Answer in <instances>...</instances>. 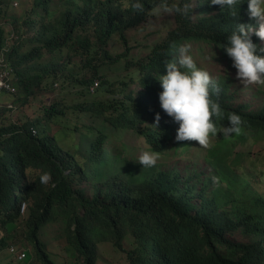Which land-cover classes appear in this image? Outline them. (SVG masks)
Returning a JSON list of instances; mask_svg holds the SVG:
<instances>
[{
  "label": "trees",
  "instance_id": "1",
  "mask_svg": "<svg viewBox=\"0 0 264 264\" xmlns=\"http://www.w3.org/2000/svg\"><path fill=\"white\" fill-rule=\"evenodd\" d=\"M20 1L15 8L17 1L0 0V67L11 69L16 88L0 91V246L22 241L8 234L10 225L22 223L34 261L60 264L42 239L46 225L60 220L70 256L80 264H98V241L104 240L123 251L129 264H264V195L232 170L245 154H233L232 146L250 135L264 137V98L255 105L240 103L229 82L215 79L220 91L210 92V98L224 117L214 118L217 134H210L212 143L204 148L217 179L213 191L174 168H142L122 141L132 129L158 155L163 148L174 155L189 149L194 141L174 139L178 124L160 108L162 89L155 76L166 71L165 61L181 43L217 47L232 63L218 44L227 43L236 23L258 26L248 16L247 0L236 17L206 0H195L190 16L173 10L174 27L139 59L129 58L127 30L162 3L172 8L183 0ZM115 37L125 51H110ZM252 40L264 45L254 33ZM118 63L125 73L111 79ZM65 84L76 89L75 96L91 99L62 97L44 106L40 118H13L14 107L27 104L37 89L57 85L67 95ZM156 112L161 115L157 126ZM232 112L241 117V131L224 136L220 129ZM52 123L61 127L62 141L46 134ZM33 126L40 128L37 135ZM31 166L39 172L33 182L23 183ZM44 172L51 176L47 184L39 180ZM84 181L91 184V195ZM22 199L29 202L25 214L20 213ZM237 233L243 241L234 239Z\"/></svg>",
  "mask_w": 264,
  "mask_h": 264
},
{
  "label": "rangeland",
  "instance_id": "2",
  "mask_svg": "<svg viewBox=\"0 0 264 264\" xmlns=\"http://www.w3.org/2000/svg\"><path fill=\"white\" fill-rule=\"evenodd\" d=\"M18 2L15 8H19L20 0H15ZM28 5L31 0H23ZM168 4L169 8L170 5ZM171 4V3H170ZM160 8V7H159ZM174 11L164 12L160 9L151 13L145 22L141 25L129 29L126 32L129 44L132 45V49L129 52V58L139 59L144 57L150 51L149 47L160 42L162 38L166 35L167 31L174 27ZM191 45L190 54L193 56L199 67L204 68L209 71L210 75L214 79L223 78L231 84V91L236 93L238 102L244 103L248 102L252 105L261 103L264 98V84H250L243 85L235 76V68L232 63L227 59L222 57L220 50L217 47L207 45L205 43L188 42ZM110 51L113 54L121 53L125 51V46L119 37H115L110 43ZM69 56H64L65 62H67ZM123 63H118L113 65V69L109 74L112 76L111 79L116 77L121 78L125 69H122ZM1 68V67H0ZM82 70L81 65L76 67L77 73ZM85 74V72H81ZM99 80V79H97ZM100 81V80H99ZM66 85V84H65ZM262 85V86H261ZM63 87L57 85L54 89L47 87L39 88L36 90L35 94L29 98L27 104L15 106L12 113L13 118L21 121H25L29 118H40L43 113L40 111L44 106L49 105L52 100H57L60 98H75L80 100L91 99L85 98L84 96H75L76 89L68 87L66 85L67 95L64 93L60 94ZM104 94L102 95L103 98ZM60 126L52 123L49 125L48 135H55L59 140H63V135L60 131ZM40 130V128H39ZM213 138L209 137V145H211ZM126 143L129 153L136 158L143 151H150V144L145 140L144 136L139 135L137 131L130 129L122 139ZM205 147H202L194 141L189 149L186 151H179L177 155L173 153L168 154L163 148L162 152L158 155L156 166L157 170H168L176 169L179 171L183 177L191 176L199 186L207 185L210 191L216 188L215 184L217 179L212 175L213 168L210 166L209 162L204 158ZM233 154L236 152L245 153L242 157L240 164H235L232 168L241 177H246L251 188L255 191L260 192L264 195V137L259 136H248L245 141H238L232 146ZM137 155V156H136ZM34 170L29 171L26 181L33 180L36 178V173ZM82 186L87 189L88 194H92L91 184L84 181ZM28 202V201H27ZM29 204V202H28ZM21 224L10 225V232L8 234L16 235V238L22 241L16 242L24 245L27 250L33 253V246L29 240L26 239L25 234L21 231ZM23 233V234H22ZM67 233L64 224L58 220L54 223H49L44 228L42 234V239L47 242L50 254L57 263L60 264H80L70 256L69 249L70 246L67 240ZM234 239L243 241L244 238L241 233L234 235ZM23 243V244H22ZM99 258L98 264H129L126 260V255L123 251L118 250L112 243L111 240L98 241ZM82 260V259H81ZM79 261V260H78Z\"/></svg>",
  "mask_w": 264,
  "mask_h": 264
},
{
  "label": "clouds",
  "instance_id": "3",
  "mask_svg": "<svg viewBox=\"0 0 264 264\" xmlns=\"http://www.w3.org/2000/svg\"><path fill=\"white\" fill-rule=\"evenodd\" d=\"M206 2L209 6L219 5L222 12L226 10L230 17H236L238 6L242 0H206ZM134 6L140 7L138 3ZM247 6L249 18L254 19L258 26L236 23L234 30L227 36V43L218 44V46L222 47L231 58L232 66L236 70L235 76L243 85L261 84L264 83V45L254 43L252 35L254 33L256 37L264 41V0H247ZM194 7L195 0H183L181 4L173 5L172 8H169L166 3L160 5L162 11L174 10L182 16L192 15ZM190 48L191 45L188 43L176 45L173 58L165 61L166 71L155 76L162 89L158 94L159 105L163 112L178 124L175 141H195L196 144L207 148L210 134L213 136L217 134L214 118L224 117L219 103L210 98V92L218 93L220 88L209 71L197 65L190 54ZM91 92H95V89ZM160 119V112H156L153 124L157 126ZM227 121V126L220 129V132L224 136L239 134L241 131L240 115L235 112L229 113ZM158 158L157 152L143 151L134 161L138 162L142 168H151L156 165ZM31 170L39 172L37 167H28L23 183L35 180L26 181ZM50 179L51 176L48 172L42 173L39 177L41 184H47ZM17 193V197H23L20 191ZM23 203L26 204L27 209L28 202L24 199L20 202V208ZM25 212L20 211L21 214H25ZM20 249L27 252V259L31 264H40L34 261L33 253L29 252L24 245ZM13 255L15 256V254Z\"/></svg>",
  "mask_w": 264,
  "mask_h": 264
},
{
  "label": "built area",
  "instance_id": "4",
  "mask_svg": "<svg viewBox=\"0 0 264 264\" xmlns=\"http://www.w3.org/2000/svg\"><path fill=\"white\" fill-rule=\"evenodd\" d=\"M11 69L0 68V91H15V85L11 80ZM98 81H95L91 86V91H94L95 87L98 85ZM36 128L32 127V133L36 134ZM26 210V204L23 203L21 206V212L24 213ZM10 253L15 254L19 261H24L27 259V252L23 249L21 250L17 245H11L9 248Z\"/></svg>",
  "mask_w": 264,
  "mask_h": 264
},
{
  "label": "crops",
  "instance_id": "5",
  "mask_svg": "<svg viewBox=\"0 0 264 264\" xmlns=\"http://www.w3.org/2000/svg\"><path fill=\"white\" fill-rule=\"evenodd\" d=\"M12 242H14V240ZM15 244L20 247L22 246L20 243H15ZM7 247L8 245L6 247L0 246V264H31V262L28 259L26 261L25 260L19 261L17 257H15L13 254L9 252Z\"/></svg>",
  "mask_w": 264,
  "mask_h": 264
},
{
  "label": "bare ground",
  "instance_id": "6",
  "mask_svg": "<svg viewBox=\"0 0 264 264\" xmlns=\"http://www.w3.org/2000/svg\"><path fill=\"white\" fill-rule=\"evenodd\" d=\"M34 128H36V130H37V132H36V134H34V135H37L38 133H39V130H38V128L37 127H34ZM20 211H21V208H20ZM11 245H16L15 243H13V244H11ZM10 245V246H11ZM10 246H8L7 248H8V250H9V248H10ZM18 246V245H17ZM19 248H20V246H18ZM15 257H17L16 255H15Z\"/></svg>",
  "mask_w": 264,
  "mask_h": 264
}]
</instances>
